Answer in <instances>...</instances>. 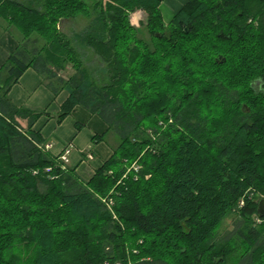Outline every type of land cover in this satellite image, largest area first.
Masks as SVG:
<instances>
[{
    "label": "trees",
    "instance_id": "16d2710c",
    "mask_svg": "<svg viewBox=\"0 0 264 264\" xmlns=\"http://www.w3.org/2000/svg\"><path fill=\"white\" fill-rule=\"evenodd\" d=\"M160 2L0 0L22 35L0 67V264H264V0H188L168 24ZM30 67L68 92L59 122L80 105L116 135L89 180L10 98Z\"/></svg>",
    "mask_w": 264,
    "mask_h": 264
},
{
    "label": "crops",
    "instance_id": "0c3cea01",
    "mask_svg": "<svg viewBox=\"0 0 264 264\" xmlns=\"http://www.w3.org/2000/svg\"><path fill=\"white\" fill-rule=\"evenodd\" d=\"M188 0H161L160 11L166 24L170 23ZM0 67L19 44L21 37L13 33L14 29H5L0 21ZM21 36V35H20ZM17 37V39H16ZM10 98L17 106L27 105L47 111L35 124L50 145L54 154L67 153L69 163L77 165L82 178L89 180L95 171L112 155L118 144L116 135L107 132V124L97 115L83 106H76L62 122L57 120L61 105L68 97L67 91L55 94L44 83L42 76L34 68H28L20 81L10 90ZM105 134V138L95 142L96 135Z\"/></svg>",
    "mask_w": 264,
    "mask_h": 264
},
{
    "label": "rangeland",
    "instance_id": "374dc122",
    "mask_svg": "<svg viewBox=\"0 0 264 264\" xmlns=\"http://www.w3.org/2000/svg\"><path fill=\"white\" fill-rule=\"evenodd\" d=\"M130 20H131V23L135 27L138 28L139 35L141 37L149 40L150 34L146 28L147 14L141 10H137V11L131 13ZM87 23H88L87 18H85L83 16H77L76 18L62 20L58 24V28H59V30L63 31L65 34L71 36L72 33L82 30L87 25ZM12 28L13 27H10V29H12ZM13 29H14L13 33H15L17 37H22L21 33L16 28H13ZM17 37H16V39H17ZM71 72H73V67H72V64H69L67 70L63 73H64V75H68ZM231 225H232V219L228 218L224 223V229L231 228ZM224 264H226V263H224Z\"/></svg>",
    "mask_w": 264,
    "mask_h": 264
},
{
    "label": "water",
    "instance_id": "95a60500",
    "mask_svg": "<svg viewBox=\"0 0 264 264\" xmlns=\"http://www.w3.org/2000/svg\"><path fill=\"white\" fill-rule=\"evenodd\" d=\"M141 11H143V10H141ZM224 60H225L224 58H220L219 62L223 63ZM256 202L258 203V213H259V215L260 216H264V198L261 197V198L257 199Z\"/></svg>",
    "mask_w": 264,
    "mask_h": 264
},
{
    "label": "built area",
    "instance_id": "2783aa9c",
    "mask_svg": "<svg viewBox=\"0 0 264 264\" xmlns=\"http://www.w3.org/2000/svg\"><path fill=\"white\" fill-rule=\"evenodd\" d=\"M50 147H51L50 145H47V148L50 149ZM66 154H67V153H66ZM66 154H65V153L62 154L61 158H62L65 162L69 163V158L67 157ZM240 205H241V206L244 205V200H243V199L240 201Z\"/></svg>",
    "mask_w": 264,
    "mask_h": 264
},
{
    "label": "bare ground",
    "instance_id": "6f19581e",
    "mask_svg": "<svg viewBox=\"0 0 264 264\" xmlns=\"http://www.w3.org/2000/svg\"><path fill=\"white\" fill-rule=\"evenodd\" d=\"M220 261V260H219Z\"/></svg>",
    "mask_w": 264,
    "mask_h": 264
}]
</instances>
